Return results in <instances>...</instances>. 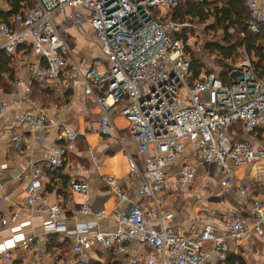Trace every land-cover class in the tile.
<instances>
[{
	"label": "built area",
	"instance_id": "built-area-1",
	"mask_svg": "<svg viewBox=\"0 0 264 264\" xmlns=\"http://www.w3.org/2000/svg\"><path fill=\"white\" fill-rule=\"evenodd\" d=\"M180 1L33 0L30 10L16 16L15 27L0 19V52L12 56L17 48L29 46L41 61L29 80H18L16 90L0 99V115L8 108L27 106L15 119L19 130L10 131L12 147L22 149L32 133L39 134L41 144L48 136L54 139L47 166L31 167L24 210L46 212L40 203L50 174L65 166L80 136L67 122L58 121L50 108L32 100L34 85L49 87L58 98L82 88L88 102L99 108L102 136L117 134L113 123L117 110L129 122L130 138H119V144L128 155L130 177L139 181L131 207L113 215L106 210L95 212L89 186L72 182V192L82 200L79 213L93 220L68 230L61 225L65 210L59 204L47 210L45 229L72 242L73 257L66 264H87L85 253L96 248L124 252L132 242L153 251L145 258L146 264L225 262L232 246L250 235L264 236V200L251 202L246 217L225 213L222 232L210 225L184 233L171 227L175 204L168 203L169 210L164 207L169 192L199 186L200 170L220 178L226 187L233 180L234 167L264 160V148L256 150L249 141L235 142L230 134L237 123L247 134L264 131V77L257 75L244 50L241 60L230 64L225 79L204 69L196 76L176 37L192 23L174 19ZM244 5L247 30L259 34L264 29V0H244ZM86 23L93 28L103 55L87 69L64 31L68 24L81 27ZM128 144L136 148V155ZM104 182L117 204L127 201L116 179L108 177ZM240 196L245 199L247 191L242 189ZM12 197L1 195L0 203ZM67 206L75 212L71 201ZM108 218L119 226L114 233L99 230L100 221ZM28 224L10 228V238L0 244V257L11 259L19 244L32 242L23 233ZM2 225L6 227L7 221L2 220Z\"/></svg>",
	"mask_w": 264,
	"mask_h": 264
},
{
	"label": "crops",
	"instance_id": "crops-1",
	"mask_svg": "<svg viewBox=\"0 0 264 264\" xmlns=\"http://www.w3.org/2000/svg\"><path fill=\"white\" fill-rule=\"evenodd\" d=\"M10 6L3 0L0 3V19L8 17ZM12 27H15L16 16L8 17ZM60 20V18H58ZM68 36L70 46L74 50L81 64L87 69L96 59H102L100 44L95 32L89 23L76 27L68 24L64 30ZM15 69V81L9 82L11 91L6 93L0 89V99L7 98L16 90L18 80H29L34 74V67L41 64L29 46L17 48L11 56ZM9 76L6 75L5 78ZM48 108L58 121L67 122L80 134L76 148L66 161L65 166L54 176L50 174V181L41 206L46 212L30 214L24 210L27 198V188L31 179L32 166L44 165L51 155L54 139L46 137L41 144L38 133L28 134V142L20 150L12 147L10 131L17 132L19 128L15 119L27 108H8L0 115V196L13 194L9 201L0 203V244L11 236L10 228L29 223L24 226L23 233L32 242L26 246L19 244L12 251V258L0 257V264H66L72 259V246L66 254L56 248L48 249L51 235H58L59 242L65 238L60 234L49 232L44 224L48 221L47 210L59 204L65 210V218L61 225L73 230L80 223L93 220L91 216L79 213L82 200L71 190L72 182H83L89 186L90 205L95 212L106 210L113 215L117 210H128L136 201L139 181L130 177V166L127 153L119 144V138L128 140L129 130L123 121L119 120L121 130L111 137L100 134L101 114L99 108L89 103L78 88L68 93L57 102H51ZM118 112V110H117ZM113 123L115 121L113 120ZM116 124V123H115ZM231 137L236 141H249L256 149L264 148V131L256 130L247 134L241 123H237L231 130ZM131 153L136 155V148L128 144ZM96 158V159H95ZM6 166L2 169V166ZM175 174V171L172 172ZM202 182L194 189H182L179 192H169L164 200L165 210H169L168 203H174V219L171 227L177 232H188L192 228L203 229L206 225L212 226L218 232L223 231V215L234 212L237 215L248 216L249 205L254 200H264V160L255 164L236 166L233 169V180L226 186H221L220 178L206 176L203 170L199 171ZM60 177L68 180L67 187H63ZM108 177L117 180L121 190L128 199L121 204L116 203V196L110 192L104 182ZM174 177H172V181ZM247 191V197L240 196L241 190ZM48 190V189H47ZM71 201L75 212L71 211L67 203ZM7 221V226L2 225ZM118 224L112 218L101 220L99 230L103 233H114ZM210 248V244H206ZM122 252L119 248L104 251L100 248L85 253L87 264L99 262L102 264H131L140 259L138 264H146L145 258L153 254L149 248L132 242L125 245ZM207 264H264V236L250 235L243 241L232 246L225 262H210Z\"/></svg>",
	"mask_w": 264,
	"mask_h": 264
},
{
	"label": "trees",
	"instance_id": "trees-1",
	"mask_svg": "<svg viewBox=\"0 0 264 264\" xmlns=\"http://www.w3.org/2000/svg\"><path fill=\"white\" fill-rule=\"evenodd\" d=\"M10 6L8 17L23 15L33 7V0H5ZM4 16V21L10 24L9 18ZM247 10L244 0H181L175 9L174 19L184 22L186 19L198 20L205 23L212 19L213 24L207 32L222 31L220 42H209L205 45V51L216 57V64L221 68L219 77L225 79L228 75L229 66L232 61L237 60L241 50H244L252 59L254 69L260 78L264 77V29L259 34L250 33L247 30ZM11 25V24H10ZM187 32L177 35V40L182 41L184 47L187 44ZM210 34V33H209ZM244 35V38L241 37ZM185 53H191V66L198 76L205 68L204 62L191 52L190 47L184 48ZM8 75V78H5ZM15 81V69L12 57L5 52H0V89L9 93L11 86L9 82ZM59 98L49 87L34 85L32 100L42 108H48L51 102H57ZM63 187H67L68 180L60 177ZM51 190V186L47 188ZM58 235H51L48 249L56 248L64 253L71 249L72 242L65 239L59 242ZM90 264H102L91 262Z\"/></svg>",
	"mask_w": 264,
	"mask_h": 264
},
{
	"label": "rangeland",
	"instance_id": "rangeland-1",
	"mask_svg": "<svg viewBox=\"0 0 264 264\" xmlns=\"http://www.w3.org/2000/svg\"><path fill=\"white\" fill-rule=\"evenodd\" d=\"M163 11L164 13L167 12L166 9H164ZM188 20L192 23L188 31L186 30L187 34L190 33V35L188 34L187 44L185 45L184 48L186 49L189 46L191 52L194 53L195 56L199 58L202 62H204L205 71H213L216 75H219V73L221 72V68L216 64V57L211 56L205 51V45L206 43L209 42H220L222 39L221 37L223 32L222 31L207 32V29L213 24L212 19L208 20L203 24L202 23L200 24V22H198L197 20L194 21L192 19H188ZM194 27H198V30L195 29ZM190 54L191 53L188 52L186 53V56L189 59H191ZM240 60H241V54L239 53V57L237 58V60L232 61L231 63L235 64ZM113 120L116 123V124L114 123L116 129L121 130L120 122H118L119 120L123 121V125H127L129 128V122L124 116L120 115L119 112L115 114Z\"/></svg>",
	"mask_w": 264,
	"mask_h": 264
}]
</instances>
